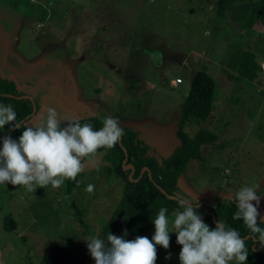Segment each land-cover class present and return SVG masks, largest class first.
Listing matches in <instances>:
<instances>
[{
	"label": "rangeland",
	"instance_id": "obj_1",
	"mask_svg": "<svg viewBox=\"0 0 264 264\" xmlns=\"http://www.w3.org/2000/svg\"><path fill=\"white\" fill-rule=\"evenodd\" d=\"M41 7L51 13L45 22ZM202 65L217 84L212 111L184 131L193 137L206 128L214 140L201 147V161L187 163L173 191L198 204L264 187V0H0V72L34 104L29 126L47 107L61 117L113 116L166 156ZM175 79L181 83L172 87ZM105 156L86 163L69 194L64 184L33 191L0 184V264H36L51 244L94 264L85 241L100 233L123 186L117 163ZM71 200L87 229L72 216ZM258 212L264 220V193ZM6 214L13 232L2 229ZM180 251L170 233L156 264H177Z\"/></svg>",
	"mask_w": 264,
	"mask_h": 264
},
{
	"label": "clouds",
	"instance_id": "obj_2",
	"mask_svg": "<svg viewBox=\"0 0 264 264\" xmlns=\"http://www.w3.org/2000/svg\"><path fill=\"white\" fill-rule=\"evenodd\" d=\"M16 118L11 105L0 104V130L9 124L18 128ZM123 135L116 117H104L97 130L91 123L61 117L55 108L47 107L31 126L25 125L18 140L4 136L0 141V184L23 186L28 191L49 185L59 188L66 180H75L86 163H94L100 149L113 148ZM257 189L244 186L233 195L237 203L233 218L242 220L264 247V229L258 226L261 196ZM85 191L92 194L95 186L88 184ZM177 203L181 210L171 219L166 207L159 209L151 240L146 236L128 240L110 233L106 240L90 236L85 242L95 264H156L157 246L167 250L170 233L176 234V243L181 246L180 264H245L248 249L235 229L222 221L210 229L198 215V203L184 196H178ZM170 258L169 254L166 259Z\"/></svg>",
	"mask_w": 264,
	"mask_h": 264
},
{
	"label": "trees",
	"instance_id": "obj_3",
	"mask_svg": "<svg viewBox=\"0 0 264 264\" xmlns=\"http://www.w3.org/2000/svg\"><path fill=\"white\" fill-rule=\"evenodd\" d=\"M253 18L252 13L249 22ZM216 90V82L207 73L206 67L202 65L192 75L180 109L175 131L177 145L166 156L153 154L150 147L138 138V134L124 125H121L124 135L120 141L111 149L99 150V152H106V161L117 163L114 173L121 178L123 186L119 201L96 237L106 240L110 233L128 240H133L138 236H146L151 240L155 232L153 219L159 209L166 207L168 216L175 210H181L177 199H169L167 196L174 197V188L187 163L201 161V147L214 140V136L206 128H200L193 137H190L184 131V127L189 121L201 124L207 120L212 111ZM0 104L11 105L14 108L17 117L14 123L19 127L13 128L12 124L7 125L5 136L18 140L25 125L35 114L32 113L35 106L17 89L13 81L1 77ZM104 117L90 116L80 121L91 123L98 130L102 126ZM121 148L125 150L126 156ZM124 166H130L132 172L128 167L123 169ZM143 168H146V171H141ZM82 176L83 174L80 173L75 180L69 179L64 182L67 194L78 184ZM263 193L264 187L257 190V195L261 196ZM69 204L71 214L78 225L87 229L88 226L83 222L84 211L77 207L75 200H71ZM198 205V215L211 229H215L217 223L222 221L245 239L248 249L245 264H264V247L256 241L242 220L233 218L237 210V203L233 201V197L228 199L215 194L210 201H201ZM261 221L264 220H258V226L264 229V222ZM2 229L5 232H13L15 229V222L9 214L2 219ZM91 260L95 264L92 257ZM36 264H82V262L59 244H51ZM177 264H180V261Z\"/></svg>",
	"mask_w": 264,
	"mask_h": 264
},
{
	"label": "crops",
	"instance_id": "obj_4",
	"mask_svg": "<svg viewBox=\"0 0 264 264\" xmlns=\"http://www.w3.org/2000/svg\"><path fill=\"white\" fill-rule=\"evenodd\" d=\"M41 10H42V12H43L42 17L44 16L43 21L45 22V15H48V14L50 13V10H48V9H46V8L43 9L42 7H41ZM50 15H51V13H50ZM50 15L46 18V19H47V20H46V23L49 21L48 18L50 17ZM43 21H42V23H43ZM42 23H41V24H42ZM0 77L3 78V75L1 74V72H0ZM4 79H5V78H4ZM11 81H12V80H11Z\"/></svg>",
	"mask_w": 264,
	"mask_h": 264
},
{
	"label": "water",
	"instance_id": "obj_5",
	"mask_svg": "<svg viewBox=\"0 0 264 264\" xmlns=\"http://www.w3.org/2000/svg\"><path fill=\"white\" fill-rule=\"evenodd\" d=\"M34 112H35V110L33 109V110H32V113H34ZM121 151L123 152L124 156H126V152H125V150H124L123 148H121ZM126 167L130 168V169H131V172H132V168H131L130 166H126ZM141 171H146V168H143ZM130 175H131V174H130ZM130 175L128 176L129 179H130ZM160 192L163 193L162 190H160ZM167 198H169V199H176V198L173 197V196H167Z\"/></svg>",
	"mask_w": 264,
	"mask_h": 264
},
{
	"label": "built area",
	"instance_id": "obj_6",
	"mask_svg": "<svg viewBox=\"0 0 264 264\" xmlns=\"http://www.w3.org/2000/svg\"><path fill=\"white\" fill-rule=\"evenodd\" d=\"M180 83H181V80L180 79H175V80L171 81L170 85L172 87H175V86H177Z\"/></svg>",
	"mask_w": 264,
	"mask_h": 264
}]
</instances>
